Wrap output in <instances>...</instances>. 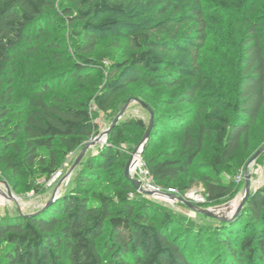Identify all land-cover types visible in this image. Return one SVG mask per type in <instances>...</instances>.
<instances>
[{
  "label": "trees",
  "instance_id": "obj_1",
  "mask_svg": "<svg viewBox=\"0 0 264 264\" xmlns=\"http://www.w3.org/2000/svg\"><path fill=\"white\" fill-rule=\"evenodd\" d=\"M132 1L75 0L74 8L64 9L80 38L75 42L79 59L67 79L88 81L91 70L101 79L107 77L99 92L78 101L47 96L52 91L47 83L28 100L17 96L6 76L15 63L13 52L32 36H45V23L60 13L57 0H0V88L8 82L0 93V165L9 172L14 189L23 186L39 193L35 180L49 178L68 154L95 135L97 117L110 112L130 85L172 88L183 81L184 71L159 54L147 32L131 36L137 50L125 62L105 66L100 57L87 56L96 50L95 33L117 24L115 17L104 16L125 13ZM183 1L189 12L180 18L186 21L201 18L212 7L238 12L244 20L232 94L225 97L217 73L208 72L170 96L169 106H178L166 114L138 96L127 103L138 98L154 111V127L143 151L153 181L180 194L202 184L207 204L217 205L237 190L235 180L223 172L238 174L245 162L238 154L251 150L253 130L264 117V13L252 15V0ZM135 126L145 132L148 128L142 119ZM125 134V125H117L108 137L110 145L90 153L73 186L48 207L29 215L0 216V264H264V183L230 221L214 218L217 222L211 226L184 221L126 178L128 160L114 148ZM154 138H173V143L158 151ZM209 139L214 155L197 162ZM106 178L117 190L97 193L94 186Z\"/></svg>",
  "mask_w": 264,
  "mask_h": 264
},
{
  "label": "rangeland",
  "instance_id": "obj_2",
  "mask_svg": "<svg viewBox=\"0 0 264 264\" xmlns=\"http://www.w3.org/2000/svg\"><path fill=\"white\" fill-rule=\"evenodd\" d=\"M74 2L75 0H57L55 8L59 10L60 17L58 19L51 18V22L45 23L49 29L46 35L41 38L32 36L30 43H24L13 52L15 63L7 71L6 76L17 96H21L24 100H28L32 95L36 94L35 91L41 85L47 83L52 85V91H48L46 94L49 97L53 96V94H58L65 100L85 101L91 95L99 92L106 83L107 77L101 79L98 72L92 70L88 81H77L73 78L67 79L68 76L66 74L72 71L75 64L74 61L79 59V56L75 53V42L79 41L80 38L76 35L75 24L64 11L66 7L74 8ZM252 3L253 5L251 6L254 8L252 15L264 13V0H252ZM180 5L181 7L178 8ZM177 9L179 10L178 13L176 12ZM187 10L188 7L183 0H174L166 4L162 0H136L128 4L125 13H110L104 16L115 17L117 24L108 31L95 33L98 37L96 38V50L87 54V56L100 57L104 60L105 66L112 62H125L129 58L130 53L137 50L131 40V36L136 32H147L159 54L169 60L173 67L182 69L185 74L183 81L172 88L167 85L152 88L142 82H137L121 91L113 109L97 117L98 131L85 144L97 140V138L99 139L111 128L115 118L127 104L129 97L138 96L151 104L159 114H166L178 106H169L170 96L196 82L203 73H217L222 93L225 97H230L233 91V68L236 53L240 49L241 38L246 31L244 20L241 19L238 12H225L212 7L207 9L201 18L186 21L180 17L184 12L188 13L189 11ZM76 28L79 30L81 26ZM54 43H57V45L54 46ZM6 85H8V82L2 85L0 93ZM180 106H184L183 108L186 110L190 109L186 105ZM207 113L206 111L203 114ZM138 119H142L146 126H149L150 112L140 103L131 100L122 117L105 139L98 140L94 146L89 148L83 160L74 169L71 177L64 179L60 187V196L73 186L74 180L87 156L98 149L110 145L108 137L119 124L125 125L126 134L124 141L114 148L126 160H129L145 132L135 126V121ZM259 128L263 130L259 131ZM259 128L256 127L253 130L251 150L249 152L240 151L238 159L243 158L246 162L247 158L264 141V117ZM153 142L157 143V150L159 151L171 145L173 138H154ZM85 144L77 147L64 158L62 165L58 169L61 174L55 181H53L54 174L49 178L39 177L35 180L34 185L41 188L39 193L35 189L26 191L23 186L19 189H14L12 186L13 179L9 176V172L5 171L3 165H0V187L6 190V184L8 183L14 196L18 199V202H16L0 195V216L18 212L31 214L41 209L51 198L56 186L63 180L66 173L71 170ZM213 155V141L209 139L207 147L196 161L206 162ZM139 159V165L131 172L132 176L144 181L145 184L154 182L146 173L143 153ZM245 162L241 163L242 166L239 172L244 169ZM263 165L264 152L250 167V170H252V191L257 190L264 183ZM223 174L226 178H231L236 182L235 178L238 174L233 173L230 175V173L226 172H223ZM29 178L22 177V180H32ZM235 184L238 188L231 198L217 205L207 204L202 184L192 187L183 194L179 193L177 196H181L203 209L224 208L226 210V207L231 206L232 208L244 195L245 178ZM94 190L97 193L113 194L117 187L114 182L106 178L104 181L97 183L94 186ZM147 197L156 200L159 204H163L162 206L165 208L172 209L174 214L180 216L184 221L190 220L195 222L194 224L204 226H211L217 222L213 216L192 210L178 199H162L150 195H147Z\"/></svg>",
  "mask_w": 264,
  "mask_h": 264
},
{
  "label": "water",
  "instance_id": "obj_3",
  "mask_svg": "<svg viewBox=\"0 0 264 264\" xmlns=\"http://www.w3.org/2000/svg\"><path fill=\"white\" fill-rule=\"evenodd\" d=\"M134 101L140 103L143 107H145L150 112V123H149V126H148L144 136H143L142 141L140 142L138 147L134 150L133 156L128 160L126 168H125V176H126V178L131 180L133 186L139 192L153 196V197H156V198L178 199V200L184 202L192 210L207 214L209 216H213L214 218H217L219 220L230 221L234 217H236L240 213V211L242 210V208L244 207V205L246 204L248 198L250 197V195L252 193V172L250 171V167L256 162L258 157L264 152V145L261 146L255 152V154L250 158V160L246 163V165L244 167V171H245L244 195L242 196V198L239 201L236 202V204L233 205L232 208H231V206L226 207L225 208L226 210H224V208L223 209H221V208H218V209L200 208L197 205H195L194 203L184 199L181 196H177L175 194H171V193H167V192L155 191L154 188H152L148 184H145L144 181L136 179L135 177L132 176L131 172L134 170L135 166L137 165V163L139 161V158L142 156V153H143L147 143L150 140L151 130L154 126V111L151 109V107L138 98H135ZM128 104H129V102L124 106V108L121 110L119 115L115 118L111 128L108 131H106L99 139L97 138V140H94V141H91V142H88L85 144V146H84L81 154L77 158L75 164L73 165L71 170H69L66 173V175L63 177V180L56 186V188L54 189V191L52 193L51 198L47 201L46 204L43 205L41 210L48 207L49 205H51L60 196V187H61V184L64 181V179L71 177L74 169L83 160V158L85 157L89 148L94 146L98 140H100V139L104 140L105 139V137L109 134L110 130L118 123L119 119L122 117L123 113L125 112L126 108L128 107ZM0 195L6 199H10V200H14V201L18 202V199L14 196V194L11 190V187L8 183L6 184V190H4L3 188L0 187ZM27 215H29V214H27Z\"/></svg>",
  "mask_w": 264,
  "mask_h": 264
},
{
  "label": "built area",
  "instance_id": "obj_4",
  "mask_svg": "<svg viewBox=\"0 0 264 264\" xmlns=\"http://www.w3.org/2000/svg\"><path fill=\"white\" fill-rule=\"evenodd\" d=\"M139 160H140V159H139ZM137 165H139V161H138ZM137 165H136V166H137ZM136 166H135V168H136ZM135 168H134V169H135ZM145 169H146V168H145ZM146 173L149 175L147 169H146ZM60 174H61L60 171H56V172L54 173L53 181H55V180L60 176ZM149 176H150V175H149ZM150 177H151V176H150ZM244 178H245V171H244V169H243V170H241V171L238 173V175L236 176L235 179H236V182H241ZM50 183H52V182H50ZM148 185L151 186L152 188H154L155 191L167 192V193H171V194H175V195H178V194H179V192H178L177 189H175V188H169L167 191H165L161 186L157 185L155 182H149Z\"/></svg>",
  "mask_w": 264,
  "mask_h": 264
},
{
  "label": "crops",
  "instance_id": "obj_5",
  "mask_svg": "<svg viewBox=\"0 0 264 264\" xmlns=\"http://www.w3.org/2000/svg\"><path fill=\"white\" fill-rule=\"evenodd\" d=\"M262 174L264 176V165L262 166ZM263 179H264V177H263Z\"/></svg>",
  "mask_w": 264,
  "mask_h": 264
},
{
  "label": "bare ground",
  "instance_id": "obj_6",
  "mask_svg": "<svg viewBox=\"0 0 264 264\" xmlns=\"http://www.w3.org/2000/svg\"><path fill=\"white\" fill-rule=\"evenodd\" d=\"M250 171H252V170H250Z\"/></svg>",
  "mask_w": 264,
  "mask_h": 264
}]
</instances>
